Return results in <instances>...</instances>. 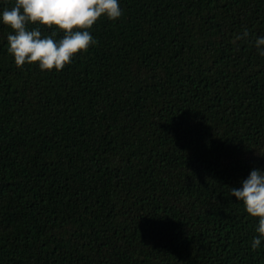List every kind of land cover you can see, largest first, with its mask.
Wrapping results in <instances>:
<instances>
[{"label":"trees","instance_id":"1","mask_svg":"<svg viewBox=\"0 0 264 264\" xmlns=\"http://www.w3.org/2000/svg\"><path fill=\"white\" fill-rule=\"evenodd\" d=\"M120 6L60 71L0 24V264H264L230 195L264 168V0Z\"/></svg>","mask_w":264,"mask_h":264},{"label":"clouds","instance_id":"2","mask_svg":"<svg viewBox=\"0 0 264 264\" xmlns=\"http://www.w3.org/2000/svg\"><path fill=\"white\" fill-rule=\"evenodd\" d=\"M122 13L120 0H14L11 7L0 9V24L11 29L7 50L18 67L34 63L42 71H60L97 43L90 29L101 16L116 20ZM41 26L50 27L51 33L43 34ZM248 36L245 28L237 39ZM253 45L264 57V35L256 36ZM239 183L230 195L250 216L259 217L251 241L256 250L264 241V168H252Z\"/></svg>","mask_w":264,"mask_h":264}]
</instances>
